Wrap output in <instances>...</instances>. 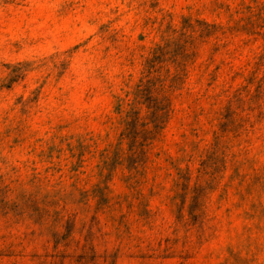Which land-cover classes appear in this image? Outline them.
Here are the masks:
<instances>
[{
    "label": "rangeland",
    "instance_id": "obj_1",
    "mask_svg": "<svg viewBox=\"0 0 264 264\" xmlns=\"http://www.w3.org/2000/svg\"><path fill=\"white\" fill-rule=\"evenodd\" d=\"M0 264H264V0H0Z\"/></svg>",
    "mask_w": 264,
    "mask_h": 264
}]
</instances>
